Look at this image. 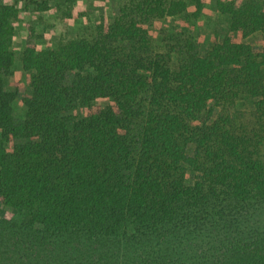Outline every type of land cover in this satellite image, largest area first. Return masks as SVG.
<instances>
[{
    "label": "trees",
    "instance_id": "trees-1",
    "mask_svg": "<svg viewBox=\"0 0 264 264\" xmlns=\"http://www.w3.org/2000/svg\"><path fill=\"white\" fill-rule=\"evenodd\" d=\"M194 2L124 0L42 49L33 28L21 123L0 5V264H264V0H217L205 47L168 22Z\"/></svg>",
    "mask_w": 264,
    "mask_h": 264
},
{
    "label": "rangeland",
    "instance_id": "rangeland-1",
    "mask_svg": "<svg viewBox=\"0 0 264 264\" xmlns=\"http://www.w3.org/2000/svg\"><path fill=\"white\" fill-rule=\"evenodd\" d=\"M124 0H0V5L16 4L19 16L15 22V36L13 38V50L15 52V66L13 68L12 86L10 91L18 88L20 94L15 102V118L17 123L24 119L25 108L22 97L29 94V83L26 73L22 68L21 55L27 43L29 32L34 28L37 39V48L54 46L60 39L76 37V35L93 32L98 19L105 18L111 21L118 12V8ZM188 3L187 12L198 13V5L194 0H184ZM199 16L194 18L179 16L169 18L171 27L180 30L188 29L193 33L200 46L205 47L208 42L217 39L221 41L224 30L228 24L226 15L217 10V0H202ZM224 1V0H223ZM157 30L154 34L156 37ZM261 41V40H258ZM247 43L263 46L261 42H255L253 37L246 40ZM99 104V102H98ZM194 153V147L188 148V154ZM191 177V175H190ZM194 181V176L191 177ZM8 216V215H7ZM10 217V215H9Z\"/></svg>",
    "mask_w": 264,
    "mask_h": 264
}]
</instances>
